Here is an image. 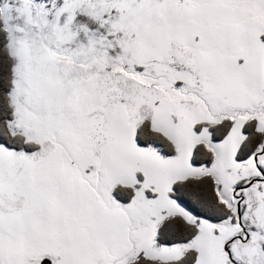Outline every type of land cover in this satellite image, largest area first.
Listing matches in <instances>:
<instances>
[{"label": "snow or ice", "instance_id": "obj_1", "mask_svg": "<svg viewBox=\"0 0 264 264\" xmlns=\"http://www.w3.org/2000/svg\"><path fill=\"white\" fill-rule=\"evenodd\" d=\"M0 264H264V0H0Z\"/></svg>", "mask_w": 264, "mask_h": 264}]
</instances>
